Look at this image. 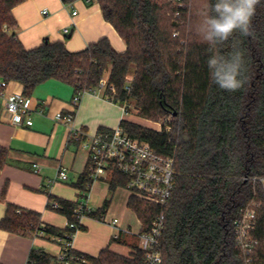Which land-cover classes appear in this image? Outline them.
<instances>
[{
    "label": "trees",
    "instance_id": "16d2710c",
    "mask_svg": "<svg viewBox=\"0 0 264 264\" xmlns=\"http://www.w3.org/2000/svg\"><path fill=\"white\" fill-rule=\"evenodd\" d=\"M25 0H0V78L17 81L32 96L37 86L58 80L77 91H91L106 81L103 94L126 107L134 105L146 119L164 118L161 130L122 119L120 127L153 149L175 158L172 195L164 208L166 223L161 239L162 264H246L236 246L235 226L243 210L259 203L255 232L259 243L254 264H264V0L252 20L254 35L234 34L244 52L246 83L227 92L211 83L207 67L208 45L197 32L194 1L178 6L173 0H97L104 18L125 40L117 51L108 38L78 51L63 41L26 48L13 32V8ZM76 0H63L70 4ZM215 0H206V8ZM190 4V1H189ZM180 14L176 15V10ZM5 27V28H4ZM176 33V35H174ZM132 77V79H129ZM171 118L168 120V118ZM110 130L100 127L98 131ZM8 149L0 146V169ZM90 163L74 185L87 193ZM128 177L115 171L103 205L87 216L103 219L115 189ZM57 201L58 208L51 203ZM78 201L50 196L48 207L77 221ZM128 205L148 229L160 208L130 197ZM58 228L42 221L41 213L8 203L0 228L20 235L65 236L69 226ZM82 223L78 229H82ZM90 264H147L145 252L136 248L133 258L101 250L97 256L72 251ZM55 256L33 248L28 263L51 264Z\"/></svg>",
    "mask_w": 264,
    "mask_h": 264
},
{
    "label": "crops",
    "instance_id": "0c3cea01",
    "mask_svg": "<svg viewBox=\"0 0 264 264\" xmlns=\"http://www.w3.org/2000/svg\"><path fill=\"white\" fill-rule=\"evenodd\" d=\"M73 11L77 13L73 14ZM13 15L17 22L13 32L26 48L39 46L48 39L63 41L69 50L78 51L102 38H108L119 52L127 48L125 40L104 18L96 1L76 0L66 4L63 0H25L13 8ZM66 27L70 28L69 33H65ZM103 89L97 93L86 91L75 108L73 86L54 79L40 84L30 97L35 109L31 126L9 123L0 109V146L8 149V161L0 169V221L7 204L12 203L22 209L40 212L45 224L66 227L67 216L48 207L50 196L83 200L93 211L103 205L109 195L110 176L93 179L86 194L74 185L89 162V151L80 141L70 140L69 128L54 118L58 112H74L76 126L88 134L96 133L100 127L113 129L120 126L121 120L127 119L126 107L109 100ZM7 90L23 91V85L11 81ZM60 167L67 169L68 179L51 182ZM129 198L126 187L119 185L103 219L87 215L82 219L83 228L75 233L73 248L91 256L108 248L133 258L135 249L140 247L143 220L129 207ZM114 218L119 220L117 226L112 223ZM33 248L56 258L60 244L56 236L31 237L0 228V264H28ZM51 264H57V261Z\"/></svg>",
    "mask_w": 264,
    "mask_h": 264
},
{
    "label": "built area",
    "instance_id": "2783aa9c",
    "mask_svg": "<svg viewBox=\"0 0 264 264\" xmlns=\"http://www.w3.org/2000/svg\"><path fill=\"white\" fill-rule=\"evenodd\" d=\"M86 1L97 2V0ZM173 2L178 6L184 4V0H173ZM43 12L46 13L47 10ZM76 13L77 11H73V14ZM179 14L180 10L177 9L176 15L178 16ZM64 31L69 33L70 28L66 27ZM105 83L106 81H102L100 86L91 90V92L97 93L101 91ZM8 85L9 82L0 78V109L4 111L5 119L9 123L19 126L33 125L32 114L35 109L32 107L30 97L24 91L9 92L7 90ZM85 92H75L72 99V104L75 108ZM39 112L41 113L42 109ZM74 116V112H58L54 118L57 122L63 123L69 128L70 140L80 141L82 146L89 151L88 161L90 163L91 177L93 179L106 178L118 171L128 177V181L124 186L129 191L130 197H136L147 205L160 208V211L152 217L148 229H144L145 226L142 221L143 230L140 233V248L145 252L147 264H162V252L159 247L166 223L164 208L172 195L174 185V156H165L156 152L150 143L139 141L120 126L88 134L81 127L76 126ZM164 125H167V129L170 128L167 122H163ZM67 179V169L60 167L51 182ZM260 181L264 188V178H261ZM78 202V206L75 209L77 221L69 223V226L76 229V232L82 219L88 212L93 211L85 201ZM51 205L55 209L59 207L57 201H53ZM258 206V202L252 201L243 210L235 226L236 246L244 257L246 264H254L253 256L259 243L255 235L258 224ZM118 222V218H114L112 221L114 226H117ZM75 233H67L65 236L56 237L60 244V251L56 257L57 264L85 262V260H77L72 252L74 250L73 237Z\"/></svg>",
    "mask_w": 264,
    "mask_h": 264
},
{
    "label": "clouds",
    "instance_id": "9594fccd",
    "mask_svg": "<svg viewBox=\"0 0 264 264\" xmlns=\"http://www.w3.org/2000/svg\"><path fill=\"white\" fill-rule=\"evenodd\" d=\"M261 0H215L204 14L197 32L208 45L207 67L211 83L227 92H235L246 83L244 52L239 41L233 40L231 50L223 52L222 46L239 33L254 35L252 20Z\"/></svg>",
    "mask_w": 264,
    "mask_h": 264
},
{
    "label": "rangeland",
    "instance_id": "374dc122",
    "mask_svg": "<svg viewBox=\"0 0 264 264\" xmlns=\"http://www.w3.org/2000/svg\"><path fill=\"white\" fill-rule=\"evenodd\" d=\"M189 1H190V4H189ZM188 5H190V7H191V0H188ZM194 7L196 8L195 9L196 13H198L197 23L199 25L204 18V14L207 11L206 0H195L194 1ZM129 79H132V77H130ZM126 118L129 120L138 122L140 124H143L144 126L151 127V128L157 129V130H161L163 128L164 118H161L158 120L145 118L147 120V121H145L144 119H142L143 117H141L139 115L138 108H136L134 105L130 106V112H128V114H126ZM169 119H171V118L169 117Z\"/></svg>",
    "mask_w": 264,
    "mask_h": 264
}]
</instances>
